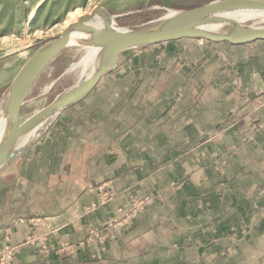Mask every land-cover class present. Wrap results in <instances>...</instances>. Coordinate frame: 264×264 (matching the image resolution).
<instances>
[{"label": "crops", "instance_id": "0c3cea01", "mask_svg": "<svg viewBox=\"0 0 264 264\" xmlns=\"http://www.w3.org/2000/svg\"><path fill=\"white\" fill-rule=\"evenodd\" d=\"M4 245L9 264H264V40L122 51L0 172Z\"/></svg>", "mask_w": 264, "mask_h": 264}, {"label": "water", "instance_id": "95a60500", "mask_svg": "<svg viewBox=\"0 0 264 264\" xmlns=\"http://www.w3.org/2000/svg\"><path fill=\"white\" fill-rule=\"evenodd\" d=\"M172 11L118 30L115 16L102 8H94L70 23L57 37L38 46L0 93V120L4 124L0 172L35 141L37 137L34 140L31 137L34 126L49 123L62 111L84 100L100 79L116 67L122 51L181 39L230 44L264 40V0H211L190 9ZM70 48L96 49L90 75L22 117L21 108L44 71ZM254 80L261 90L263 83L257 74Z\"/></svg>", "mask_w": 264, "mask_h": 264}, {"label": "rangeland", "instance_id": "374dc122", "mask_svg": "<svg viewBox=\"0 0 264 264\" xmlns=\"http://www.w3.org/2000/svg\"><path fill=\"white\" fill-rule=\"evenodd\" d=\"M209 1L0 0V72L2 77L7 75V84L0 88V93L38 46L60 34L61 26L76 9L86 14L94 8H102L115 16L117 26L128 28L164 16L169 10L190 9ZM81 53L80 48L67 49L44 71L21 108L22 117L74 84L75 76L70 67Z\"/></svg>", "mask_w": 264, "mask_h": 264}, {"label": "bare ground", "instance_id": "6f19581e", "mask_svg": "<svg viewBox=\"0 0 264 264\" xmlns=\"http://www.w3.org/2000/svg\"><path fill=\"white\" fill-rule=\"evenodd\" d=\"M84 13L85 12H81L80 9H76L73 13H71V15L69 16V19L67 20V22L64 25L61 26L60 33L70 23L76 21L77 18L80 17L81 15H83ZM172 13H174V11L170 10V11H168V13L166 15H169V14H172ZM95 21H98V19L94 20L93 23H95ZM120 29L121 28L118 27V30H120ZM95 53H96V49H94V48H84V49H82L81 56L70 67V71L75 76L74 84L79 82V81H83L84 79H86L90 75V73L92 71L93 58L95 56ZM46 89H48V88H46ZM47 125H48V122H41L38 125L34 126L33 129H32V132H31L32 140H34L36 137H38L39 134L42 133V131L46 128ZM3 127H4L3 121L0 120V138L2 136Z\"/></svg>", "mask_w": 264, "mask_h": 264}, {"label": "built area", "instance_id": "2783aa9c", "mask_svg": "<svg viewBox=\"0 0 264 264\" xmlns=\"http://www.w3.org/2000/svg\"><path fill=\"white\" fill-rule=\"evenodd\" d=\"M110 194L107 192H103L99 195V201L100 202H106L110 198ZM149 201V197L144 196V197H137L129 201L128 206H127V212L125 217L123 218L122 222H115L113 224V228H116L117 226H121L124 221L127 219L133 218L137 213L142 211L147 203ZM30 223L33 226H40V225H45L46 226V218L41 219V218H30ZM90 234L92 235V239H97L98 241L103 242V240L106 239V236H104L102 233H98L95 231H90ZM112 235L111 237H113ZM34 237V235H33ZM33 237H28L30 241H32ZM44 247V246H43ZM13 248L9 245H4L3 247L0 248V264H9L13 260Z\"/></svg>", "mask_w": 264, "mask_h": 264}]
</instances>
